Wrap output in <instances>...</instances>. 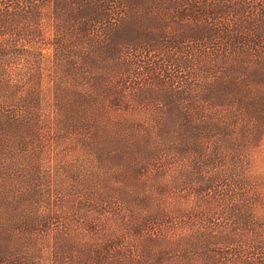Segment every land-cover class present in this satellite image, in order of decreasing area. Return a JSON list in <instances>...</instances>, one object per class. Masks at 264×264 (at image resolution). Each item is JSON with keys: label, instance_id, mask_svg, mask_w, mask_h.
Instances as JSON below:
<instances>
[{"label": "trees", "instance_id": "obj_1", "mask_svg": "<svg viewBox=\"0 0 264 264\" xmlns=\"http://www.w3.org/2000/svg\"><path fill=\"white\" fill-rule=\"evenodd\" d=\"M263 128L264 0H0V264H264L213 217Z\"/></svg>", "mask_w": 264, "mask_h": 264}, {"label": "rangeland", "instance_id": "obj_2", "mask_svg": "<svg viewBox=\"0 0 264 264\" xmlns=\"http://www.w3.org/2000/svg\"><path fill=\"white\" fill-rule=\"evenodd\" d=\"M195 85V84H194ZM145 97V96H144ZM144 97H140L141 98V103L138 102V104H143L145 101ZM149 97V101L150 103H145L144 106L150 104V105H154L151 104L153 101L150 99V96L148 94ZM162 112V114L160 115L159 118H166L167 116L165 114H163V110L160 111ZM145 120L149 119V115L146 112H143L142 114L138 115V118L143 119L145 118ZM172 131V129L170 128H165L161 131L158 130H154V132L151 134L152 136H163L164 134H170V132ZM178 134H180L179 132L175 131L172 134V137H176ZM228 136V135H227ZM239 138V134L237 133H233L232 136H229V146L231 145L232 148L234 145L240 144V140ZM180 140V138H178ZM252 141H248V140H244L242 141V145H243V149H246L245 151V155H246V159H247V164L249 165V169H248V177L251 178L252 180L249 181H256L258 185H260V189L259 191L261 192L262 196L260 198V200L256 203V209L257 212L255 213L256 218H253V222L252 224L254 225V229H248V223H250L251 221V215L246 214V213H240L238 210V205L234 204V201H229V203L227 204V206L225 207V210L223 211V214L227 215L226 217L224 216H219L218 214L214 215L213 217H217L218 220H216V225H220L222 222H226L224 220H227L228 223H226L228 226H230L229 224H232L230 228H228L229 232L226 233H217V235H215V242L217 241H225V245L222 243L221 246H225V248L229 247L232 248L234 251L239 250L238 246L242 243L241 247L243 249V251H240V255L241 258H243L245 261L248 260V258H252L254 257V252L253 251V245L254 248L259 247V244H255L253 243V239H255L253 236V234H255L256 236H260L258 238H260V241H263L264 243V128L260 131V133L256 136H254L252 138ZM239 150L240 146L238 147ZM150 163L149 168H151L153 166V164L156 162L154 161L150 156L147 160ZM247 165V166H248ZM228 167L231 169L232 164H229ZM186 169V174L185 176L187 177L188 183L190 184L192 181H195L196 178L195 176H197L195 174V170L194 168H192V166L186 164L185 166ZM233 169V168H232ZM242 169V168H241ZM57 177H62L61 180H57V187H60V181H65L70 184V185H75V183L77 182V177H81L80 175V171L77 169V167H75L74 169L70 168V167H60V165H57ZM177 170L173 173V175L176 174V176H174V178H179V173L177 174ZM211 174V173H209ZM171 180V178H166L164 179V181H174V183H171L170 185L174 186L177 184V182H180V180ZM80 185L78 186H85L84 183H79ZM187 184V185H189ZM77 186V187H78ZM132 186V185H131ZM133 187V186H132ZM84 187H82L83 190ZM190 198V197H189ZM190 200H193L190 199ZM192 205H194L192 203ZM191 205V206H192ZM190 206V204H189ZM218 230V229H216ZM207 231L205 230L203 233H206ZM234 237H233V236ZM236 236V238H235ZM247 236V238H246ZM238 237V238H237ZM190 242L189 249L192 248V241L191 238L188 239ZM240 240V241H239ZM241 242V243H240ZM188 248V247H187ZM238 248V249H237ZM264 249V247H262ZM261 247L257 250L258 255L261 253ZM246 257H248L246 259ZM252 263H254V261H250Z\"/></svg>", "mask_w": 264, "mask_h": 264}]
</instances>
